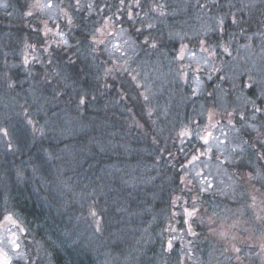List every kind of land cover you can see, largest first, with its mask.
I'll use <instances>...</instances> for the list:
<instances>
[{"label":"rangeland","instance_id":"1","mask_svg":"<svg viewBox=\"0 0 264 264\" xmlns=\"http://www.w3.org/2000/svg\"><path fill=\"white\" fill-rule=\"evenodd\" d=\"M148 1L146 7L139 6L138 0L131 1V13L144 10L148 27H157L158 21L168 18L171 22L164 26L180 31L172 21L177 19L178 10L159 6L161 0ZM180 1L186 4L182 10L187 16L216 2H172ZM75 3L79 9V2ZM0 7L12 10L17 26L30 24V16L43 17L39 28L30 24L38 41L25 33V44L11 51L18 57V65L13 68H19L20 75H34L36 66H47L52 48L84 49L91 75L105 79L114 74L128 75L142 87L146 107L156 117L160 114L169 120L163 129L173 136L171 143L183 154L184 166L179 167L177 175L185 193L173 194L165 212L159 213L153 210L154 203H147V209L157 214L137 219L132 240H128L129 232L123 231L113 237L119 227L114 228L117 225L111 226L112 221L106 219L104 204L103 210L99 209V189L90 193L82 190L78 197L83 199L74 204V227L69 230L70 245L80 246L77 256L82 250L89 251L95 264H264V31L244 42L237 37L231 40L234 46L220 45L221 35L209 43L202 40L197 49L182 44L175 55L162 51L157 59L140 55L141 46L129 28H119L108 17L100 21L87 44L73 39V30L79 27L78 16L61 18L67 10L58 0H35L21 17L17 10L13 13L10 0H0ZM73 11L82 12L68 6V13ZM153 13L154 17L146 18ZM229 17L232 23L237 22L235 14ZM57 20L61 24L54 27L52 23ZM11 72L10 68L3 69V75ZM1 78L0 97H4ZM185 89L187 96L183 94ZM19 117L25 131L39 128L28 108ZM54 117L52 114L51 119ZM5 132L8 130L2 126L0 140L5 139L10 151L12 144ZM138 171L131 166L121 174L122 186L129 188L130 182L139 178ZM83 188H89L85 181ZM118 242L122 247L131 245L119 252L112 247ZM0 250L9 256V264H54L44 243L34 238L13 213L0 219Z\"/></svg>","mask_w":264,"mask_h":264},{"label":"trees","instance_id":"2","mask_svg":"<svg viewBox=\"0 0 264 264\" xmlns=\"http://www.w3.org/2000/svg\"><path fill=\"white\" fill-rule=\"evenodd\" d=\"M34 1L10 0V4L13 13L17 10L21 17ZM58 1L67 10L61 18L78 16L73 39L87 44L100 21L108 17L119 28H129L141 46L140 55L148 58L158 59L162 51L175 55L182 44L197 49L202 40L209 43L219 35L223 38L218 39L220 45L234 46L231 40L240 37L244 42L264 31V0H230L227 4L216 0L188 16L182 10L183 2L161 0L159 6L179 11L172 21L180 31L164 26L171 22L168 18L158 21L157 27H148L144 10L131 13L129 3L133 0H77L79 9L76 0ZM148 2L138 0L137 4L146 7ZM68 6L82 12L68 13ZM231 13L237 17L236 23H232ZM12 16V10L0 7V75L6 89L0 97V128L8 130L12 144L8 151L5 139L0 140V219L9 213L18 216L29 233L44 243L54 264H95L89 251L82 250L77 256L80 246L69 242V230L77 216L75 205L83 199L79 193L98 188L99 209L103 210L104 204L106 219L119 227L113 237L123 231L129 232L128 240H132L137 219L157 214L147 209V203L155 204L153 210L165 212L173 194L185 193L177 175L184 166L183 154L163 129L169 120L160 114L156 117L146 107L142 87L128 75L114 74L106 79L91 75L84 49L52 48L47 66H36L34 75H20V69L13 68L18 57L11 51L25 44V33L38 41L31 26H42L43 17L30 16L31 26H17ZM221 18H225L223 24ZM60 24L58 20L52 23L54 27ZM6 68L12 70L11 75H3ZM215 81L208 83L207 90ZM183 94L187 96V89ZM26 108L39 125L37 131H25L20 125V112ZM131 166L138 167L139 178L130 182L129 189L122 186L120 175ZM84 181L89 188H83ZM122 217L128 220H119ZM130 245L122 247L118 242L112 247L120 252Z\"/></svg>","mask_w":264,"mask_h":264},{"label":"water","instance_id":"3","mask_svg":"<svg viewBox=\"0 0 264 264\" xmlns=\"http://www.w3.org/2000/svg\"><path fill=\"white\" fill-rule=\"evenodd\" d=\"M6 262L9 264L10 258L7 254L0 250V264H6Z\"/></svg>","mask_w":264,"mask_h":264},{"label":"snow or ice","instance_id":"4","mask_svg":"<svg viewBox=\"0 0 264 264\" xmlns=\"http://www.w3.org/2000/svg\"><path fill=\"white\" fill-rule=\"evenodd\" d=\"M29 14H31V13H29ZM7 133L5 132V135H6ZM205 142H207V141H205ZM189 215H191V213H189ZM16 247H19L18 245H16ZM6 264H7V262H6Z\"/></svg>","mask_w":264,"mask_h":264}]
</instances>
